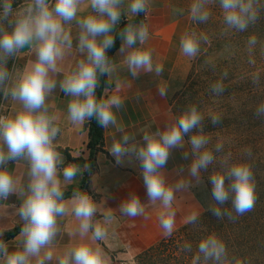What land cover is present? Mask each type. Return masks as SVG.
<instances>
[{
  "label": "clouds",
  "instance_id": "obj_1",
  "mask_svg": "<svg viewBox=\"0 0 264 264\" xmlns=\"http://www.w3.org/2000/svg\"><path fill=\"white\" fill-rule=\"evenodd\" d=\"M13 3L14 0H0V219L18 217L21 227L11 249L3 239L6 230L0 228L2 264H49L53 259L51 249L62 232V221L69 215L76 222L71 235L78 239L64 247L57 264H112L109 253L115 247L108 242L109 229L118 222L114 209L105 206L106 199L97 202L78 186L70 196H65L77 177L85 169L90 171V165L82 169L78 164L66 163L58 150L61 128L49 103L57 89L69 98L67 119L73 125L82 126L95 118L103 129L111 128L118 134L107 149L117 165L133 160L139 163L147 203L131 191L119 205L121 215L147 218L148 209L157 210L165 235L171 236L176 193L200 185L201 172L210 166L214 215L234 222L254 209L257 193L252 164L247 159L234 160L231 151L225 152L226 141L220 138L213 144L205 131V119L219 124L221 112L209 110L206 117L198 103H188L165 122L162 130L157 127L153 131L151 126L141 130V143L118 117L125 107L124 98L97 95L101 76L114 85L105 88V94L120 91L124 83L119 75L122 69L133 80L141 73L162 77L164 66L154 61L155 49L148 43L149 25L144 19L136 20L141 13L147 16L151 0H22L15 9ZM217 3L222 12V38L233 32H247L264 12V0H190L187 14L195 26L186 28L179 37L180 53L189 60L197 59L211 45L209 34L197 26L209 22L211 7ZM170 7L173 16L185 14L183 7ZM122 16L127 23L120 27ZM73 26L77 29L75 37ZM117 35L121 41L119 63L108 55ZM258 45L264 56V43L255 35L247 38L245 51L250 65L256 63L254 53ZM26 48L33 58L22 66L13 63L10 68L9 61L20 59ZM237 52L236 45L226 40L219 56L231 59ZM75 53L80 58L72 63ZM205 63L216 67L212 58ZM228 75L225 68L210 84L215 97L225 92L224 80ZM250 79L253 85L260 86L261 73L252 72ZM158 91L162 97L167 95V88L160 84ZM136 95L140 97L142 93L138 90ZM9 102L13 105L10 111L6 107ZM255 114L264 117V100L256 106ZM174 149H183L190 164L187 176L182 175L181 166L177 169L178 179L170 182L164 168ZM242 155L250 159L252 149L245 148ZM10 164L23 166L25 171L18 176ZM13 195L20 200L18 207L8 203ZM229 201L231 211L223 207ZM10 208L13 211L9 212ZM197 219L192 216L189 222L194 224ZM111 237L115 238L114 231ZM181 250L192 253L193 246L185 242ZM191 264L244 261L230 255L226 243L211 232L198 242Z\"/></svg>",
  "mask_w": 264,
  "mask_h": 264
},
{
  "label": "crops",
  "instance_id": "obj_2",
  "mask_svg": "<svg viewBox=\"0 0 264 264\" xmlns=\"http://www.w3.org/2000/svg\"><path fill=\"white\" fill-rule=\"evenodd\" d=\"M171 5H175L174 0H151L145 19L150 31L148 43L151 48L155 49L153 53L154 61L164 66L162 77L157 78L152 73H141L138 78L133 80L127 70L122 69L119 75L124 83L120 91L104 93V96L118 95L124 98L125 107L118 112V117L123 121L129 132L137 134V141L141 143L143 142L142 136L139 134L141 130L149 126L152 127L153 131L157 127L162 130L165 122L176 115L172 107L174 98L185 86L194 62V60L184 57L179 49V37L186 28L190 27V20L185 14L183 16H173ZM123 21H127L124 16L121 17L120 26ZM76 31L77 29L73 26L72 34L74 37ZM118 52L119 49L113 57L117 63L121 60V57L117 56ZM32 58L29 50L24 49L19 59V66ZM79 58V53H75L71 62L74 63ZM159 84L167 88L166 96L162 97L159 94ZM112 88H114V85ZM138 90L142 93L140 97L136 95ZM68 99L63 92L57 89L50 97L49 103L52 110L58 115V124L61 128L57 141L58 148L62 150L66 163H74L68 160V156L71 158L89 157L88 143L90 136L86 123L82 126L73 125L67 119ZM12 107L13 105L9 103L8 110H12ZM115 135L118 134L113 129H104L103 150L97 154L96 168L88 185L84 186L85 169L77 177V182L70 185L67 191H72L73 188L78 186L97 202L106 199L105 206L113 208L118 218V222L109 229L110 239L108 243L115 247V251L109 253L112 256V264H137L136 260L142 253L169 236L165 235L159 223L157 210L148 209L147 218L137 217L132 219L120 214L119 205L123 199L127 198L129 192L135 191L144 203H147L148 197L139 163L133 160L131 163L125 162L122 165H117L114 158L107 151ZM185 141H187L186 137ZM185 150H188L187 145ZM183 151V149H174L164 168L166 178L170 182H175L178 179L177 169L181 166L184 168L182 175H188L190 158L185 159ZM80 166L83 169L85 164ZM9 167L18 176L25 171L23 166L10 164ZM198 188L199 185H196L187 192L176 193L177 200L174 202L176 217L172 234L190 223L189 219L192 216L200 217L206 211L204 197L199 193ZM8 203L18 207L20 200L13 195L9 197ZM11 211L13 209L10 208L9 212ZM19 225L18 217L0 219V228L6 230L4 235ZM75 227L76 222L71 215L62 221V232L51 249L53 259L49 264H57V258L62 254L64 247L78 239V236L71 235L75 231ZM112 231L115 232V238L111 237ZM7 242L10 249L13 248L16 243L15 237ZM105 247L108 250V246L105 245ZM0 264H2V261H0Z\"/></svg>",
  "mask_w": 264,
  "mask_h": 264
},
{
  "label": "trees",
  "instance_id": "obj_3",
  "mask_svg": "<svg viewBox=\"0 0 264 264\" xmlns=\"http://www.w3.org/2000/svg\"><path fill=\"white\" fill-rule=\"evenodd\" d=\"M212 16L207 24L197 26L199 30L206 31L211 38V45L207 51L194 60L191 72L184 86L186 94L192 97L198 96V104L201 108L207 109L210 99V110L222 113V121L213 125L210 121V137L214 144L217 139L223 138L225 152L231 151L234 160L247 159L252 164L253 173L256 179L257 200L252 211L239 216L234 222L229 221L225 216L223 219L217 217L211 211V207L205 211L196 222L188 223L179 231L159 242L138 257L140 264H191L192 256L195 254L198 242L211 232H215L227 245L230 255H234L244 261V264H264V117H257L256 106L264 100V56L257 46L254 59L255 65L248 63V56L245 51L246 41L250 35L257 36L261 43H264V12L254 26L247 32H233L227 38L220 36L223 27L222 12L218 3L211 7ZM146 19L141 13L136 20ZM123 21L120 27L125 26ZM192 25L190 21V27ZM230 40L236 45L238 52L231 59L219 56L223 43ZM120 38L115 37L114 46L108 50L110 58L119 49ZM212 58L216 67L205 63ZM228 70V77L224 80L225 92L220 97H215L210 92V84L217 80L224 69ZM199 70V71H198ZM254 71L261 73L260 86L253 85L250 74ZM107 83V77H100V84L96 90L97 95L104 97V89L112 88ZM206 121H204V128ZM89 130L90 140L88 158H71L70 162L78 165H90V171L86 170L84 186L88 182L96 168L97 154L103 150L104 129L99 126L95 118L86 123ZM206 130V128H205ZM247 147L252 149V157L249 159L242 155ZM59 149V148H58ZM60 150V149H59ZM62 151V150H60ZM213 167L210 166V173ZM211 185V182H210ZM212 189V185L210 186ZM71 191H66L65 196H70ZM223 207L231 211L230 201ZM233 215L235 213L233 212ZM20 225L3 235L5 242L16 237L20 231ZM189 242L193 246L192 253L181 250L182 245Z\"/></svg>",
  "mask_w": 264,
  "mask_h": 264
},
{
  "label": "rangeland",
  "instance_id": "obj_4",
  "mask_svg": "<svg viewBox=\"0 0 264 264\" xmlns=\"http://www.w3.org/2000/svg\"><path fill=\"white\" fill-rule=\"evenodd\" d=\"M175 5L178 7H183L185 9V15L188 16L187 14V8L190 3V0H174ZM22 0H14L13 3V8L15 9L19 3H21ZM189 19V18H188ZM15 63L17 66L20 65L19 59L14 60V61H9V67L11 68L12 64ZM199 71V70H198ZM208 103L207 109H203L202 111L205 113V116L207 117V113L210 110V99L205 100ZM191 102H198V96L192 97V95L188 92V94L185 93L184 87L183 89L178 92V94L175 96L172 107L175 112V114H179L188 103ZM10 103V102H9ZM9 103L6 105V107L9 109ZM206 121V133L210 135V119H205ZM189 135H186V139H189ZM210 168L207 171H202L201 172V178H202V183L199 185L198 191L199 193L204 197L205 203H206V211L211 207L212 203H214L213 198H212V189L210 185ZM137 264H140L138 261V258L136 260ZM119 263V262H118Z\"/></svg>",
  "mask_w": 264,
  "mask_h": 264
}]
</instances>
